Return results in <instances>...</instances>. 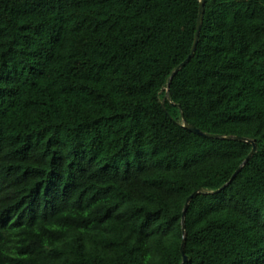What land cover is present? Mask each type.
<instances>
[{
	"label": "trees",
	"instance_id": "trees-1",
	"mask_svg": "<svg viewBox=\"0 0 264 264\" xmlns=\"http://www.w3.org/2000/svg\"><path fill=\"white\" fill-rule=\"evenodd\" d=\"M199 12L0 0V264H264V0H206L171 79Z\"/></svg>",
	"mask_w": 264,
	"mask_h": 264
},
{
	"label": "water",
	"instance_id": "water-1",
	"mask_svg": "<svg viewBox=\"0 0 264 264\" xmlns=\"http://www.w3.org/2000/svg\"><path fill=\"white\" fill-rule=\"evenodd\" d=\"M205 4H206V0H200V12H199V17H198V22H197V31H196V35H195V41H194V44H193V47L191 49V53L190 55L177 67V69L173 72L172 76H171V79L173 77V75L181 68L183 67L191 58L192 56L194 55L196 49H197V45H198V42H199V38H200V32H201V28H202V23H203V20H204V15H205ZM170 79V81H171ZM164 106V109L165 111L167 112V109ZM185 126L196 132V133H199V134H202L204 136H209V137H218V138H229V139H232V138H237V137H233V136H220V135H209V134H206L202 131H200L199 129H197L195 126L189 124V123H185ZM248 141L252 142L253 143V149L252 151L250 152V154L247 156L246 160L244 161V163L238 168V170L233 174L231 180L235 177V175L240 171V169L243 167V165L249 160V158L253 155V153L255 152L256 150V144H255V141L251 140V139H247ZM226 186V185H225ZM225 186H223L222 188H220L219 190H217L216 192H219L221 191V189H223ZM197 194H199V191H195L194 193H192L190 195V197H188V199L186 200V203H185V206H184V209H183V216H182V221H183V232H185V216H186V212H187V209L189 207V204H190V201L193 197H195ZM185 239L183 241V245L181 247V251H182V254H183V261L181 264H184L188 257L187 255L185 254Z\"/></svg>",
	"mask_w": 264,
	"mask_h": 264
}]
</instances>
